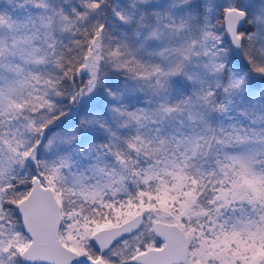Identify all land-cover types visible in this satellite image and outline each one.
Listing matches in <instances>:
<instances>
[{
	"label": "snow or ice",
	"instance_id": "1",
	"mask_svg": "<svg viewBox=\"0 0 264 264\" xmlns=\"http://www.w3.org/2000/svg\"><path fill=\"white\" fill-rule=\"evenodd\" d=\"M0 264H264V0H0Z\"/></svg>",
	"mask_w": 264,
	"mask_h": 264
}]
</instances>
